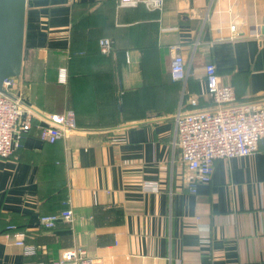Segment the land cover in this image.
Listing matches in <instances>:
<instances>
[{
    "label": "crops",
    "instance_id": "crops-1",
    "mask_svg": "<svg viewBox=\"0 0 264 264\" xmlns=\"http://www.w3.org/2000/svg\"><path fill=\"white\" fill-rule=\"evenodd\" d=\"M118 1L27 0L25 48L50 57L33 77L24 61L27 88L16 93L27 109L53 112L54 79L78 129L49 143L33 124L0 159V264H36L69 248L91 264H264V138L254 154L217 159L211 181L192 193L174 119L191 99L212 108L208 62L234 86L236 104L264 107V0H164L161 9ZM173 44L182 45L184 81L170 73ZM67 199L73 221L43 227L40 217Z\"/></svg>",
    "mask_w": 264,
    "mask_h": 264
},
{
    "label": "built area",
    "instance_id": "built-area-1",
    "mask_svg": "<svg viewBox=\"0 0 264 264\" xmlns=\"http://www.w3.org/2000/svg\"><path fill=\"white\" fill-rule=\"evenodd\" d=\"M140 3L153 9H161L164 0H119L118 6H136ZM99 47L102 53H111V39H100ZM181 48V44H173L170 49V73L178 81H184L187 77ZM125 54L128 56V51ZM58 80L60 83L67 81L65 67L59 68ZM18 84L19 78H7L3 82L5 92H0V159L13 153L15 146L20 144L33 124L39 128L40 138L49 143H55L66 133L78 129L76 114L72 109L43 114L27 109L22 94L16 93ZM205 84L212 108L199 109L197 99H191L193 109H180L174 116L175 145L179 148L180 160L194 175L187 186L192 193L197 191L199 183L211 181L217 159L254 154L264 138V107L236 104L234 86L222 83L213 62L205 65ZM63 204L64 208L60 211L40 217L43 227L50 229L59 222L73 221L74 212L68 199ZM7 229L14 230L15 226L11 224ZM13 235L18 238L16 244L23 246L26 254L35 253L36 247L23 240L20 233L14 232ZM85 255L83 249L69 248L59 258L40 260L36 264H91Z\"/></svg>",
    "mask_w": 264,
    "mask_h": 264
},
{
    "label": "water",
    "instance_id": "water-1",
    "mask_svg": "<svg viewBox=\"0 0 264 264\" xmlns=\"http://www.w3.org/2000/svg\"><path fill=\"white\" fill-rule=\"evenodd\" d=\"M26 14L27 0H0V92L5 79L22 75Z\"/></svg>",
    "mask_w": 264,
    "mask_h": 264
},
{
    "label": "trees",
    "instance_id": "trees-1",
    "mask_svg": "<svg viewBox=\"0 0 264 264\" xmlns=\"http://www.w3.org/2000/svg\"><path fill=\"white\" fill-rule=\"evenodd\" d=\"M31 51L26 48L25 52V62H29L31 56ZM47 93H49V102L47 106L50 107L53 112H62L63 111V87L59 84H56L54 79H50L47 83Z\"/></svg>",
    "mask_w": 264,
    "mask_h": 264
},
{
    "label": "rangeland",
    "instance_id": "rangeland-1",
    "mask_svg": "<svg viewBox=\"0 0 264 264\" xmlns=\"http://www.w3.org/2000/svg\"><path fill=\"white\" fill-rule=\"evenodd\" d=\"M31 56H30V58H29V63H28V65L29 64H32V65H34L35 66V70L36 71H34L33 73H32V77L35 75L36 76V74H37V72H39V70L41 69V66H42V63H39L40 61H39V59L40 58H47V57H50V55L48 54V52H40V51H31ZM27 76V75H26ZM26 78V77H25ZM24 82V81H23ZM23 82H21L20 81V79H19V84H18V86H17V89L19 90V91H25V89L27 88L26 86H24V83ZM22 88V89H21ZM23 93V92H22Z\"/></svg>",
    "mask_w": 264,
    "mask_h": 264
}]
</instances>
